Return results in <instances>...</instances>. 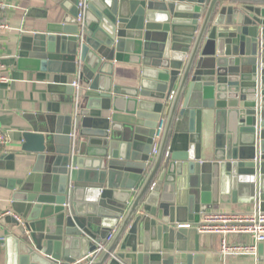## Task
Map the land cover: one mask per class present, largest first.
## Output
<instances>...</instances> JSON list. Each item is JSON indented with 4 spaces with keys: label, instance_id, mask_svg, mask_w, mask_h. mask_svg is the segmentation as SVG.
Returning a JSON list of instances; mask_svg holds the SVG:
<instances>
[{
    "label": "water",
    "instance_id": "1",
    "mask_svg": "<svg viewBox=\"0 0 264 264\" xmlns=\"http://www.w3.org/2000/svg\"><path fill=\"white\" fill-rule=\"evenodd\" d=\"M64 2L20 46L62 96L23 133L36 158L9 180L7 264H202L178 223L264 211V0H86L81 23ZM115 62L141 65L138 85L115 84Z\"/></svg>",
    "mask_w": 264,
    "mask_h": 264
},
{
    "label": "crops",
    "instance_id": "2",
    "mask_svg": "<svg viewBox=\"0 0 264 264\" xmlns=\"http://www.w3.org/2000/svg\"><path fill=\"white\" fill-rule=\"evenodd\" d=\"M15 6L5 12L10 29L0 36V56L4 64L2 72L9 75L10 81L0 83V126L7 131L8 144L0 153L14 154L15 160L0 162V212L12 210L13 191L9 180L27 173L35 162L36 154L22 150L23 133L30 129V115L47 112L52 102L60 100L55 92L53 74L35 69L29 62H21L20 46L22 38L46 29V23L60 21L66 10L65 0H8ZM44 13L48 15L44 17ZM113 82L120 86L138 85L141 65L133 62H115ZM78 80L74 77L72 81ZM72 105L69 106V109ZM65 109V105H61ZM28 165L26 166V164ZM15 166L14 169L11 167ZM29 169V170H28ZM255 205L220 204L215 210L221 212H246L256 210ZM10 232L0 221V264L6 262L5 237ZM233 242L251 243L247 235L230 237ZM222 236L201 234V253L205 255L202 264H264V242L258 245L257 254L242 253L237 256L220 257ZM260 246L262 250L260 251ZM201 264V263H200Z\"/></svg>",
    "mask_w": 264,
    "mask_h": 264
},
{
    "label": "built area",
    "instance_id": "3",
    "mask_svg": "<svg viewBox=\"0 0 264 264\" xmlns=\"http://www.w3.org/2000/svg\"><path fill=\"white\" fill-rule=\"evenodd\" d=\"M13 3L8 0H0V36L3 32L10 29V24L5 17V12L14 7ZM86 0H79L78 2V15L76 17L78 23H81L85 16ZM4 64L0 56V83H6L10 81V77L2 72ZM72 85L78 90L80 88V82L74 80ZM166 119L162 117L156 127L155 144L152 150V154H157L158 145L164 132ZM9 136L0 126V149L4 145L8 144ZM1 151V150H0ZM8 215H12L17 220H22L21 216L15 213L13 210L0 212V221L4 220ZM177 227H196L201 234H218L222 236L220 257H226L227 255L237 256L242 253L257 254L258 245L264 242V211L256 209L254 211L246 212H221L212 208L201 214V218L198 224L194 223H178ZM238 235H247L252 238L251 243L245 242H233L232 237ZM110 239V237L108 238ZM104 248V246H102Z\"/></svg>",
    "mask_w": 264,
    "mask_h": 264
}]
</instances>
